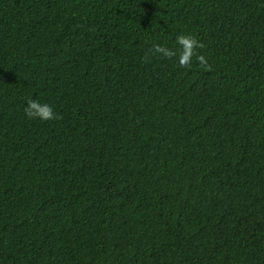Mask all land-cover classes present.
I'll return each mask as SVG.
<instances>
[{"label":"trees","instance_id":"1","mask_svg":"<svg viewBox=\"0 0 264 264\" xmlns=\"http://www.w3.org/2000/svg\"><path fill=\"white\" fill-rule=\"evenodd\" d=\"M0 264H264V0H0Z\"/></svg>","mask_w":264,"mask_h":264},{"label":"clouds","instance_id":"2","mask_svg":"<svg viewBox=\"0 0 264 264\" xmlns=\"http://www.w3.org/2000/svg\"><path fill=\"white\" fill-rule=\"evenodd\" d=\"M176 42L181 46V52L178 57V62L181 65L188 64L193 55V48L200 47L197 42L190 36L186 34H181L176 37ZM155 51L158 53H163L165 57H169L174 55L175 53L171 50L162 47L160 45H155ZM197 59L203 63L204 57L197 56ZM25 115L28 117H35L42 121L53 120L56 119L57 116L50 104L40 103L37 100L28 99L26 101V106L24 108Z\"/></svg>","mask_w":264,"mask_h":264}]
</instances>
